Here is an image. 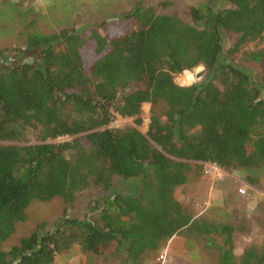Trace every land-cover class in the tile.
<instances>
[{
	"label": "trees",
	"instance_id": "16d2710c",
	"mask_svg": "<svg viewBox=\"0 0 264 264\" xmlns=\"http://www.w3.org/2000/svg\"><path fill=\"white\" fill-rule=\"evenodd\" d=\"M229 4L200 0L186 20L138 3L103 23L105 34L101 25L45 33L32 19L22 47L0 50V264H53L76 245L141 264L145 251L185 230L218 251V264H264V246L238 262L234 226L196 216L176 195L192 162L199 173L206 161L233 170L264 163V81L236 62L244 44L264 36V0ZM230 34L239 37L227 48ZM200 65L204 79L176 82ZM145 104L166 108L153 110L146 133L110 127L115 113L140 125ZM116 176L127 192L114 191ZM91 187L111 192L83 218L42 223L2 248L33 201L72 204Z\"/></svg>",
	"mask_w": 264,
	"mask_h": 264
},
{
	"label": "rangeland",
	"instance_id": "374dc122",
	"mask_svg": "<svg viewBox=\"0 0 264 264\" xmlns=\"http://www.w3.org/2000/svg\"><path fill=\"white\" fill-rule=\"evenodd\" d=\"M199 1L0 0V50L22 47L24 45L26 26L32 19L36 20V28L45 33L56 32L60 29H80L101 25L99 26V31L105 34L106 31L111 32V28L103 23L119 20L125 12L131 10L138 3L145 6H153L158 13L177 14L187 20V12L190 6ZM215 5L217 7H228L230 4L229 0H215ZM238 37V34L228 35L225 40L226 47H230ZM255 51H263L264 53V36L244 44L236 62L247 69L256 81H264V55L260 60H253L251 53ZM198 73L201 74L200 77L197 76ZM206 73L205 66L200 65L194 69L175 74V80L181 85H190L204 79ZM165 109L164 104H158L154 107L150 104H145L142 110L143 119L140 125H137L134 118H131L125 125H123V122L114 119L110 127L121 128L130 125L136 126L146 133L153 110L162 114ZM68 139V137L62 138L63 141ZM30 140H34L32 135L30 136ZM197 169L195 162H192V168L188 174V180L191 185H184L178 188L176 192L178 198L188 193V196H191L190 202L196 203V201L204 199L215 191L212 188V180L205 178L204 173H199ZM226 172V175L230 176H225L230 177L231 181H229V178L226 180L228 183L224 186L225 191L229 189V191L233 192V189L235 191L241 181H246L251 185L253 196L247 200L248 205L244 204V207L240 204L230 206L223 205L218 201L214 203L213 201V204L216 205L212 209L213 218L220 222L231 223L236 228L234 252L238 258V262H242V256L248 247L254 246L257 249H261L264 246V163L255 168L242 170L226 168ZM128 186L129 183L122 177L116 176L114 178V191L127 192ZM197 186H201V188ZM110 192L104 191L101 187H91L79 192L72 204L66 203L60 196L54 197L49 201H33L26 209V219L17 224L15 232L3 242L2 248L9 250L12 246L19 243L20 238L28 236L42 223L46 225V229H52L56 221L64 215L83 218L96 202L102 200ZM229 203L233 204L231 200H229ZM205 241L198 233L181 232L168 245L169 255L166 258H164V255L167 245L155 253L150 250L145 251L139 258V261L141 264H151L152 259L156 264H218L221 260L218 251L212 247H208ZM161 253L164 254L161 255ZM170 256L172 257L169 258ZM53 264L135 263L132 260L127 263L126 259L119 255H97L76 245L57 254Z\"/></svg>",
	"mask_w": 264,
	"mask_h": 264
},
{
	"label": "crops",
	"instance_id": "0c3cea01",
	"mask_svg": "<svg viewBox=\"0 0 264 264\" xmlns=\"http://www.w3.org/2000/svg\"><path fill=\"white\" fill-rule=\"evenodd\" d=\"M203 174V173H202ZM205 176V178H207L208 180H212V188L215 189L214 192H212L209 196L205 197L204 199L200 200V201H196V203L194 202H190V197L188 196V193L186 195H183L182 197H180L179 199L185 203H188V204H193V207H194V212L196 214V216H202L204 217V219H206L207 221L209 222H215V223H220V221H218L217 219L213 218L214 216H212V209L214 207H216L215 204H213V201L214 203L216 201L220 202L221 204L223 205H230V206H234V205H242V207H244V204L245 205H248L247 203V198H244L242 197L238 192H237V189H233V192L232 191H225L224 189V186L228 183V181H226L228 178H229V181L230 180V177H226V176H230V175H226L224 176L222 179H213L211 177H208L207 175L203 174ZM231 183V182H230ZM185 185H191L189 180L187 181V183ZM198 188H201V186H197ZM228 187V186H227ZM230 187V185H229ZM205 188V187H204ZM178 198V197H177ZM242 198V199H241ZM199 199V198H198ZM222 200V201H220ZM229 200H231L233 202V204H230L229 203ZM205 201H209L210 202V206L203 212V213H200L201 212V209H200V205L205 202ZM223 202V203H222ZM247 203V204H246ZM246 207V206H245ZM228 223V222H227ZM231 224V223H230ZM234 226V225H233ZM235 228V226H234ZM236 229V228H235ZM235 229L233 231V241H235ZM187 232V230H185ZM183 231V232H185ZM182 232V233H183ZM179 236V234H177L176 236H174L173 238H171L168 242L165 243V245H162V248H165V246L167 245V248H166V252H165V255H164V258H166V256H168V252H169V249H168V245L171 244L173 242V240H175V238H177ZM207 245V244H206ZM209 247V246H208ZM234 248H235V243H234ZM215 249V248H214ZM159 251V250H158ZM157 252V251H155ZM153 252V253H155ZM235 253V252H234ZM164 253H161V255H163ZM236 255V254H235ZM172 256H170L169 258H171ZM151 264H156L153 259L151 260Z\"/></svg>",
	"mask_w": 264,
	"mask_h": 264
},
{
	"label": "built area",
	"instance_id": "2783aa9c",
	"mask_svg": "<svg viewBox=\"0 0 264 264\" xmlns=\"http://www.w3.org/2000/svg\"><path fill=\"white\" fill-rule=\"evenodd\" d=\"M114 119H117V121L123 122V125H125L126 123H128L131 120V117H124L121 114L115 113ZM63 137H68L69 139L71 138L70 136H61L58 138V140L63 141L62 140ZM200 164H202L203 173L205 175H207L208 177H211L213 179H222L227 174L226 168L220 166L217 163L206 161V162H200ZM237 192L242 197H245L247 199H250L251 197H253L252 192H251V185L246 181H241V183L239 184V186L237 188ZM209 206H210L209 201L203 202L200 205V209H201L200 213H203Z\"/></svg>",
	"mask_w": 264,
	"mask_h": 264
},
{
	"label": "water",
	"instance_id": "95a60500",
	"mask_svg": "<svg viewBox=\"0 0 264 264\" xmlns=\"http://www.w3.org/2000/svg\"><path fill=\"white\" fill-rule=\"evenodd\" d=\"M197 76H198V77H200V76H201V74H200V73H198V74H197Z\"/></svg>",
	"mask_w": 264,
	"mask_h": 264
}]
</instances>
